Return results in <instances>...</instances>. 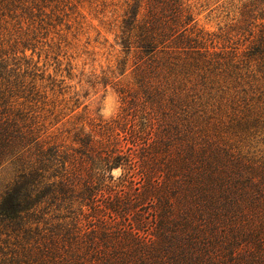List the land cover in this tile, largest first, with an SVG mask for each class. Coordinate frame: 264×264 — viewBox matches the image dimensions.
<instances>
[{
	"label": "trees",
	"instance_id": "obj_1",
	"mask_svg": "<svg viewBox=\"0 0 264 264\" xmlns=\"http://www.w3.org/2000/svg\"><path fill=\"white\" fill-rule=\"evenodd\" d=\"M83 1L0 0V264H264V0L216 31L185 0H95L123 54L106 119L32 60Z\"/></svg>",
	"mask_w": 264,
	"mask_h": 264
},
{
	"label": "rangeland",
	"instance_id": "obj_2",
	"mask_svg": "<svg viewBox=\"0 0 264 264\" xmlns=\"http://www.w3.org/2000/svg\"><path fill=\"white\" fill-rule=\"evenodd\" d=\"M194 17L197 27L206 31H216L225 23L226 0H185ZM78 7V16L72 28L61 31L63 38L60 46L46 54V46L34 50L33 62L45 70V77L62 79L61 86L65 90L58 99H71L70 105L77 100V111L91 118H111L121 112L123 104L116 91L115 78L111 70L116 72V60L122 57L121 49L115 45L113 34L107 31L103 23L104 17L100 5L95 0H84ZM83 16V17H82ZM108 17H111L108 14ZM58 41V40H54ZM31 50L27 51V55ZM116 74V73H115ZM106 113H109L107 116ZM131 119V114H127ZM113 174V171H112ZM11 177L7 168L0 167V190Z\"/></svg>",
	"mask_w": 264,
	"mask_h": 264
},
{
	"label": "clouds",
	"instance_id": "obj_3",
	"mask_svg": "<svg viewBox=\"0 0 264 264\" xmlns=\"http://www.w3.org/2000/svg\"><path fill=\"white\" fill-rule=\"evenodd\" d=\"M109 113H106L105 115L107 116ZM122 175V169L117 168L113 170V176L114 178H119V176Z\"/></svg>",
	"mask_w": 264,
	"mask_h": 264
}]
</instances>
